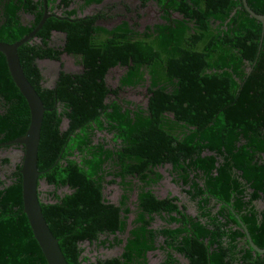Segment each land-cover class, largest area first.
<instances>
[{
  "label": "trees",
  "instance_id": "1",
  "mask_svg": "<svg viewBox=\"0 0 264 264\" xmlns=\"http://www.w3.org/2000/svg\"><path fill=\"white\" fill-rule=\"evenodd\" d=\"M104 1L46 0L50 18L17 50L46 109L37 170L50 191L37 198L66 262L150 264L158 252L156 264H264L244 232L264 250L263 26L242 0H137L158 14L142 29L81 17ZM246 2L264 15V0ZM43 15V0H0V42L28 35ZM52 33L65 36L63 46H50ZM61 54L82 72L61 70ZM39 60L59 62L51 89ZM114 67L123 71L111 89ZM136 87L145 89L144 106L119 97ZM28 125L0 53V150ZM9 163L3 158L0 169ZM166 166L189 203L155 195ZM8 169L0 175V264H46L23 214L20 161ZM113 185L115 204L105 197ZM87 247L120 253L93 262Z\"/></svg>",
  "mask_w": 264,
  "mask_h": 264
},
{
  "label": "water",
  "instance_id": "2",
  "mask_svg": "<svg viewBox=\"0 0 264 264\" xmlns=\"http://www.w3.org/2000/svg\"><path fill=\"white\" fill-rule=\"evenodd\" d=\"M43 3L44 15L35 29H33L28 35L22 37L20 40L14 43L8 44L0 42V53L5 57L10 77L13 81L14 86L25 100L29 111V125L25 134L14 139L13 141L4 143L3 146H19L22 148L19 173L21 175L23 214L28 220L32 237L36 242L45 263L68 264L63 256L60 247H58L57 245L58 240L52 236L42 217L37 198L38 177L40 174L37 170V151L43 114L46 109H44L43 104L33 87L28 83V80L23 73L17 54L18 48L33 39L36 33L42 29L46 20L50 18L46 9V0H43ZM242 5L249 16L260 22L264 28V15H258L253 12L248 7L246 0H242ZM244 232L250 248L255 253L264 255V250L257 249L252 244L245 229Z\"/></svg>",
  "mask_w": 264,
  "mask_h": 264
},
{
  "label": "rangeland",
  "instance_id": "3",
  "mask_svg": "<svg viewBox=\"0 0 264 264\" xmlns=\"http://www.w3.org/2000/svg\"><path fill=\"white\" fill-rule=\"evenodd\" d=\"M102 15L103 19L97 23V25L105 28H111L121 21H128L130 23L137 22L139 29L144 26L156 24L158 22V14L156 8L153 4H148L145 8H140L137 0H105L102 5L98 7H90L84 13L83 16H94ZM138 17V19H136ZM61 62L63 63V69L70 72H80V67L73 63V59L70 56L62 55ZM44 68V83L43 87L51 89L56 81L57 76V66L58 63L54 62L52 64H47V62L41 63ZM41 68V67H40ZM123 69L120 67H114L109 69L106 74V84L111 88H116L118 84V78L121 75ZM119 97L121 99H126L131 101L133 104L144 106L146 101V93L143 87H136L134 89L125 88L119 92ZM62 127H65V122L62 123ZM16 149V150H15ZM21 150L18 148H12L11 150L3 149L0 150V165L3 158H8L10 160V165L1 167L0 175L9 172V167H12L15 163L21 160ZM163 174V180L156 186L153 187V191L158 198H165L170 195L172 197H177L180 199L181 204H187L189 201L182 195L179 187L171 183L170 177L167 173V166L165 168L159 169ZM50 187L45 185L42 181L38 183V192L41 194L49 192ZM119 190L116 185L107 187L105 191V197L113 204H115L119 198ZM135 197L131 198V202H134ZM192 209V205H190ZM193 212V210H192ZM160 223L157 222L155 227H159ZM120 253V248H115L112 250H99L96 251L94 248L87 247L86 255L91 261H96L97 259H105L109 257L116 256ZM162 254L155 252L148 254V259L150 264H156L162 259ZM180 258V257H179ZM182 261V259L180 258Z\"/></svg>",
  "mask_w": 264,
  "mask_h": 264
},
{
  "label": "flooded vegetation",
  "instance_id": "4",
  "mask_svg": "<svg viewBox=\"0 0 264 264\" xmlns=\"http://www.w3.org/2000/svg\"><path fill=\"white\" fill-rule=\"evenodd\" d=\"M33 1H37V0H33ZM59 1V0H58ZM138 2V1H137ZM81 17L82 18H84L85 16H83V14L81 15ZM88 17H90V16H88ZM26 20H28V18H25L24 19V21H26ZM30 20V19H29ZM101 20H99L98 22H100ZM97 22V23H98ZM53 34H58V33H52V36H53ZM52 36H51V39H52ZM51 39H50V46H53V47H61V46H63V42H64V37H63V42H62V44H60V45H51ZM62 55H65V54H61V57H62ZM45 61H48V60H39V61H37V64H38V66L39 67H41L40 68V70H41V74H42V76H43V79H44V72L43 71H45L44 70V68L42 67V65H41V63L42 62H45ZM55 62V61H54ZM60 62H61V58H60ZM58 64H59V62H57ZM62 63V62H61ZM63 64V63H62ZM80 67V66H79ZM58 69H59V67H58ZM80 69H81V67H80ZM61 70H63L64 72H67V73H71V74H75V73H80V72H82V70H80V72H70V71H65L64 69H63V65H62V67H61ZM5 147V146H4ZM12 148H15V146H6V149L7 150H11ZM20 148V147H19ZM16 150V149H15Z\"/></svg>",
  "mask_w": 264,
  "mask_h": 264
},
{
  "label": "crops",
  "instance_id": "5",
  "mask_svg": "<svg viewBox=\"0 0 264 264\" xmlns=\"http://www.w3.org/2000/svg\"><path fill=\"white\" fill-rule=\"evenodd\" d=\"M63 37H64V35L59 34V33L58 34H53L52 39H51V45H60V44H62ZM46 62H47V64L54 63V61H46ZM57 72H58V68H57Z\"/></svg>",
  "mask_w": 264,
  "mask_h": 264
}]
</instances>
